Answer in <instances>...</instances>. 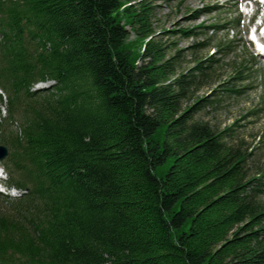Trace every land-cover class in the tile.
<instances>
[{
    "label": "trees",
    "instance_id": "obj_1",
    "mask_svg": "<svg viewBox=\"0 0 264 264\" xmlns=\"http://www.w3.org/2000/svg\"><path fill=\"white\" fill-rule=\"evenodd\" d=\"M148 1L0 0V162L26 190L0 192V264H264V170L194 118L209 66L178 73Z\"/></svg>",
    "mask_w": 264,
    "mask_h": 264
},
{
    "label": "rangeland",
    "instance_id": "obj_2",
    "mask_svg": "<svg viewBox=\"0 0 264 264\" xmlns=\"http://www.w3.org/2000/svg\"><path fill=\"white\" fill-rule=\"evenodd\" d=\"M148 2L152 5L154 39L166 46L167 57L179 51L178 73H186L197 60H204L203 65L209 66L200 79L201 85L187 101L192 105L196 99L206 97L194 118L207 122L215 131L230 127L226 140L250 153L246 160L250 173L264 170V58L254 55V46L247 39V18H243L240 0ZM198 26L203 27L195 28ZM126 28L129 40H134L133 30ZM191 28V34L181 32ZM210 56L217 60L206 61ZM241 62V79H233L238 68L243 67ZM16 127V123L10 126ZM261 199L264 202V194Z\"/></svg>",
    "mask_w": 264,
    "mask_h": 264
},
{
    "label": "water",
    "instance_id": "obj_3",
    "mask_svg": "<svg viewBox=\"0 0 264 264\" xmlns=\"http://www.w3.org/2000/svg\"><path fill=\"white\" fill-rule=\"evenodd\" d=\"M7 154V149L5 146L0 145V159H2Z\"/></svg>",
    "mask_w": 264,
    "mask_h": 264
}]
</instances>
